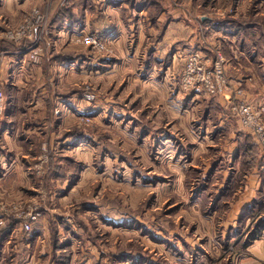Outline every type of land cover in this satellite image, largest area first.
I'll return each mask as SVG.
<instances>
[{"label": "rangeland", "instance_id": "1", "mask_svg": "<svg viewBox=\"0 0 264 264\" xmlns=\"http://www.w3.org/2000/svg\"><path fill=\"white\" fill-rule=\"evenodd\" d=\"M7 1L20 3L23 0ZM28 1L10 20L8 13L13 9L0 7L9 22L7 27L0 28V47L13 42L22 48L25 44L22 50L28 52V46L36 40L27 38L28 33H33L40 39L42 54L46 53L51 39L55 38L52 34L54 21L60 13L68 16L74 5H77L75 14L70 16L77 22L84 20L89 10H96V5L94 29L99 31L106 25L101 20L105 0ZM113 1L119 3V0ZM122 1L124 6L120 16L128 18L127 24L134 28L130 33L133 39L128 41L130 47L142 43L157 45L167 22H161L158 33L151 34L147 28L166 9L160 1L170 2L169 8L173 11L170 28L174 34L167 36L170 44L175 43L177 47L174 57L171 47V54L133 57L127 63V69L104 63V68L96 71L95 67H88L87 52L81 49L80 54L73 57H80L78 64L69 73H63L66 77L64 85L58 90L55 80L51 85L47 82L41 85L37 83L38 79H31L25 87L12 89L6 86L5 76L0 73L5 93L0 119L5 118L6 102L11 97L45 95L43 90L54 97L58 91L62 98L54 113L57 116L64 113L67 131L64 134L84 141L79 154L74 152L71 157L64 156L63 162L61 159L52 162L49 144L44 140L40 143L32 168L35 179L32 194L39 198L30 206L42 207L41 216L47 213L48 218L53 219L50 223L55 219L54 215H49L51 206L62 207L60 219H55L63 231L59 239L74 241L73 248L65 249L64 253L76 254L77 264H85L88 259L89 264L97 261V264H124L122 261L127 259V264H264V244L255 245L257 248L250 246L264 235V168L259 162L264 161V150L252 148L251 136L256 139L254 134L244 136L243 141L241 138L244 144L234 146L231 134L226 130L225 133L214 130L219 114L216 98L219 96L187 88L183 83L184 70L194 51L213 60L221 50L229 67L237 60L234 56H238L240 50L236 42L228 41L227 45L218 38L222 23L235 24L233 20L237 19L239 26L236 25L234 30L228 26L229 31L242 32L249 42L250 38L256 37L252 42H256L257 47H264L262 36H256V33H264V0ZM141 6L145 9L140 16L137 11ZM203 17L214 21L209 24ZM140 26H143V37H138L135 30ZM25 29V36L18 40L12 38L13 32L22 33ZM92 36L102 42L99 46L87 43L91 51H96L98 61L104 55L119 60L116 50L120 45L100 39L98 35ZM86 37H74L73 42L85 49ZM239 46H243L240 41ZM63 52L60 50L59 54ZM0 54L6 55L1 49ZM127 57L130 59L131 55ZM20 58L23 60V53ZM28 59L27 63H39L41 57L34 61L28 52ZM137 65L143 68L141 78H146L148 72L153 75L157 69L169 73L168 77L174 82L175 112L161 108L156 95L159 89L135 81ZM54 76L56 80L60 79L59 74ZM157 109L164 124L154 122ZM22 111L20 108L14 115L21 126L28 121L22 118ZM137 114L138 118L132 116ZM54 126L55 123L48 121L44 127L49 130ZM163 126L165 131L161 134L154 132ZM200 126H208L209 132L200 134ZM234 147L237 148L234 150ZM43 156L45 162L38 171L36 165ZM58 164L64 167L60 169ZM254 170L255 174L261 171L262 180L256 183L259 187L255 190L257 200H253L238 217L229 215V206L235 204L239 195L250 191L243 181ZM57 177L56 190L54 181ZM50 179L53 185L49 183ZM71 181L79 183L72 195L62 198V190ZM258 200L262 204L254 210ZM216 204L219 212L215 214ZM230 218L233 222L226 225ZM51 233L54 237L53 231Z\"/></svg>", "mask_w": 264, "mask_h": 264}, {"label": "crops", "instance_id": "2", "mask_svg": "<svg viewBox=\"0 0 264 264\" xmlns=\"http://www.w3.org/2000/svg\"><path fill=\"white\" fill-rule=\"evenodd\" d=\"M28 2V0H23L20 3L0 0V7L13 9L8 13V16L10 17H7V19L10 20L12 19V16L15 15L18 10L25 7ZM160 2L163 4V9L164 6L166 9L161 12L158 20L154 21L153 24L148 26L149 28H147L148 32L151 31V34L158 33L161 27V22H167L166 27L164 28V35L161 36L156 46L149 43H142L143 45L135 44L133 45V47L128 46V41L133 39L131 37L132 34L130 33L133 32L134 28L132 25L127 24L126 21H130L128 18L124 19L120 16L122 6H124V1L119 0V3L115 4L113 0H105L104 3H102L104 15L101 16V20L102 22H104L103 24L106 25L102 29H99V31H96V29H94V24L96 22L95 18L97 15V6L94 5L96 7V10L92 9L86 12L84 20H80V22H77L75 17L70 16V14H75L77 5H74L73 10L69 11L70 14H68V16L64 15V17L62 16L64 13H60V16L57 17L54 21V33L52 34H54L53 37L55 38L54 40L51 39V42L48 46V51L41 55L39 63H33V61H30L32 63L26 62V60L28 59V52L22 50L25 47V44L22 48H20L21 45L15 44L13 42L6 45L4 43L0 47V49L3 50L4 53H6V55L0 54V73L5 76L4 83L6 82L7 87L16 89L25 87L26 84L31 83V79L32 81L38 79L37 83L41 85H43L45 82L51 85V83L55 80V89H61V87H63L64 85L63 79L66 78L64 77L63 73H69L78 64V59L80 57L75 59H73V57L79 55L81 49L82 52H87L86 61L88 67H95L96 71L103 69L104 66L102 68V64L104 63L119 65L121 68L127 69V63L131 61L133 57H139L140 55L144 54H148L151 57L154 55L163 56L170 53L171 47H173L172 56L174 57V55H176L175 50L177 49V47L174 46L175 43L170 44V39H168L167 36L168 34H174L172 29L170 28L172 23L170 20V14H173V11L169 8V6H171L170 2ZM144 9L145 6H141L137 11L139 12L140 16L143 13ZM108 13L111 14L109 15V17ZM2 14L5 15L3 11H0V28H3L5 26L7 27V23L9 25L8 20L5 19ZM203 19L207 20L209 24L214 21L210 20V18L208 17H203ZM182 21L185 20L182 19ZM234 21L235 24H228L226 22L227 24L222 23L221 25H219V28H222V30L220 29V34L218 35L219 40L223 44L226 43L227 45H229L228 41H232L234 43L236 42V46L240 50L239 55L234 56V58H237V60H235L229 67V75L232 78L231 80L233 82V86H240L243 88V94L240 95L241 99H244L256 106H262L264 105V47H257L256 42H252V38L257 39L256 37L250 38L249 42L247 41V38L243 37L242 32H230L229 28H232V30H234V27L239 24L237 19L233 20V22ZM228 26L231 27L228 28ZM142 28L143 26H140L139 28L137 27V29H135L136 33H138V37L140 35L143 37ZM170 30L172 31V33H170ZM85 35H98L100 39L111 41L114 44L116 43V45H120V47L116 50L117 56L120 57L119 60H115L113 58L107 57L108 55H104V58H101L98 61L96 59V51H94L93 49L91 51L89 44L86 43V48L84 49L73 42L75 40L74 37H83ZM159 35L158 38L160 37ZM256 36H262L261 39H264V33H256ZM239 41L243 44L242 47L239 46ZM65 43H67L66 46ZM69 46L72 47L69 48ZM162 46L164 47L162 51H160L159 48H161ZM69 49L70 51H67ZM60 50L64 52L59 54ZM22 53L24 56L23 60H21L20 58L22 57ZM65 53L70 56H66ZM128 55H131L130 59L127 57ZM53 57L55 59H53ZM169 58L170 56L168 57V60ZM158 61H161V59L159 58ZM99 63L101 65H97ZM136 68H138V65ZM142 70V67L138 68V73L135 81L138 82L139 85H141L142 83L143 85H152L155 88L159 89V93H156V95L161 103V108L163 110H166L167 112H170V110L175 112L176 97L173 90L174 82L168 77L169 73L166 71H164L163 73V70L157 69V71L153 75L148 72V75L145 76L146 78H141V76L144 74L141 72ZM153 71L154 70H152L151 72ZM57 74H59V80H56L54 76ZM49 90H51V88H49ZM43 93H45V95L34 94L29 97H11L6 102L5 118L0 119V218H4L5 220L4 224H0V264L78 263L76 254L72 253L71 256V251L64 253L65 249L70 248L71 246L73 248V244H75L74 241L72 239H67L66 242H64L63 240L59 239V236L63 231H61L59 224L55 223V219H60V211L62 207L58 206L54 208L53 206H51L49 215L55 216L54 223H50L49 221L53 219L48 218V214L44 213L43 216H41L40 219L35 223L32 231H27L23 228L22 220L18 219L17 213L14 212L15 206L20 210H23L29 207L30 204L35 201V199L39 198L35 193V195L32 194L34 192L33 184L35 180L34 175L32 174V168L35 166L34 163L37 160V154L40 148L39 145H41L42 142L46 141L49 144L50 150L52 152V162L57 161L58 159H61L62 161V158L64 156L71 157L73 156L74 152L79 154L81 146H84V141L80 140L78 137L77 141L76 138L73 139L71 138V136L69 137V134L65 135V132L67 131H65L64 129V126L66 125L63 116L64 113H62L60 116H57L54 113L55 109L60 104V99L62 98L59 95L58 91H55L54 97L46 95L47 91L45 92L43 90ZM232 94V92H229L226 97L219 96V98H216L219 114H217L218 119H216L217 124L214 127V130H221L223 132L226 130L227 134H231V136L233 137L232 142L234 146H239V144H244V142H242L244 140V136L249 135L250 131L242 127V125L229 112L228 98L232 96ZM20 108L21 110H23L22 118L28 119V121L22 123L26 126H21L15 120L14 115ZM156 111V121L154 122H157V125L159 124V122H163L164 124L163 117L162 119H160L161 117H159V109H157ZM132 116L138 118L137 116L139 115L137 114ZM48 121H52L53 123H55V126L49 130L48 127H44L47 125ZM16 123L18 124L17 126ZM198 128L200 134L209 132L208 126H200ZM159 129L161 130L159 131ZM162 131H165V126L156 129L154 132L159 135L162 133ZM255 140L256 139L251 136V145H254L252 148L255 149L258 147L261 150L262 148L259 147L258 143ZM79 144L80 146H78ZM236 148L237 147H234V150ZM262 153L264 154V151H262ZM259 162L264 168V161ZM58 165L60 166V169L64 167V165ZM54 166L56 167V163H54ZM255 173L256 170H254V172L247 176L246 180L243 181L245 185L248 186V190L250 191H246L244 194L239 195L236 202H234L235 204H233L231 207L229 206V215L232 216L235 214V216L238 217L243 213V211H245V209L249 205L251 206L253 200H257V193L255 190L259 187H257L256 183L259 184L262 180L261 171H259L257 174ZM52 182L53 180L50 179L49 183L51 185H53ZM58 182L59 179L57 177L56 181H54V184H56L55 188L57 187ZM72 182L73 181L67 184L65 190H62L64 191L61 193H64V195H62V198L67 199L69 195H72V193L74 192L73 190H75V187L79 183V181L75 183ZM57 189L58 188H56V190ZM199 199L200 198H198V201ZM2 204L7 206V211L1 207ZM261 204L258 200V206L256 207V203H254L253 209L256 210L255 208H259ZM52 205L54 204L52 203ZM213 210L215 214L219 212L217 209V204ZM254 212L255 211H253V213ZM233 220L234 219L232 218H230V221L227 220L225 222L226 225L232 223ZM71 230L75 233L74 227L71 226ZM52 231L55 235V238L51 237L53 236V234L51 233ZM261 243L264 244V235L260 239H256L250 246L257 248L258 246L256 247L255 245ZM123 257L124 256H121V258ZM128 260L129 259L123 260L122 263L127 264ZM97 262L95 264H97ZM85 264H89V259L85 262Z\"/></svg>", "mask_w": 264, "mask_h": 264}, {"label": "built area", "instance_id": "3", "mask_svg": "<svg viewBox=\"0 0 264 264\" xmlns=\"http://www.w3.org/2000/svg\"><path fill=\"white\" fill-rule=\"evenodd\" d=\"M26 32L27 30L25 29L22 33L18 31L13 32L11 35L13 39L18 40L25 36ZM35 36L33 33H28L27 38H30L32 41L34 38L36 39L28 46V52L34 61H38L43 49L40 45V39ZM85 41L86 43L89 42L98 46L102 43L97 37L92 35L87 36ZM201 54L200 51H194L188 59L183 76L185 87L192 88L193 90H202L210 95L224 97L229 92H232V96L228 98L229 112L245 129L255 135L257 143L264 150V105L256 106L240 98V95L243 94V88L233 86L232 78L229 75V61L223 51L218 50L213 60H209ZM4 100V88L0 81V114L4 112ZM42 148L46 149V146ZM44 162L45 156L41 157L40 162L36 165L38 171L42 168ZM1 207L6 211L8 210L6 205L2 204ZM41 208L39 205H31L26 209L20 210L15 206L14 212L17 213V218L22 220L23 228L29 231L32 229L34 223L39 220ZM4 222V218H0V224H4Z\"/></svg>", "mask_w": 264, "mask_h": 264}]
</instances>
